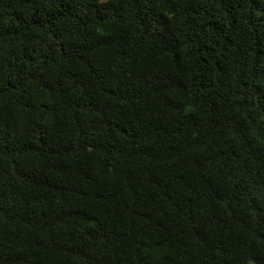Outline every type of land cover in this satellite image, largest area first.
I'll return each mask as SVG.
<instances>
[{
  "label": "trees",
  "instance_id": "trees-1",
  "mask_svg": "<svg viewBox=\"0 0 264 264\" xmlns=\"http://www.w3.org/2000/svg\"><path fill=\"white\" fill-rule=\"evenodd\" d=\"M0 264H264V0H0Z\"/></svg>",
  "mask_w": 264,
  "mask_h": 264
}]
</instances>
